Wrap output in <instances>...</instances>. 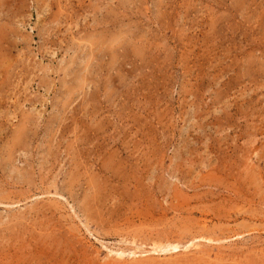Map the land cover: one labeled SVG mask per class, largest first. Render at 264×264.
<instances>
[{"label":"rangeland","instance_id":"obj_1","mask_svg":"<svg viewBox=\"0 0 264 264\" xmlns=\"http://www.w3.org/2000/svg\"><path fill=\"white\" fill-rule=\"evenodd\" d=\"M0 264H264V0H0Z\"/></svg>","mask_w":264,"mask_h":264},{"label":"bare ground","instance_id":"obj_2","mask_svg":"<svg viewBox=\"0 0 264 264\" xmlns=\"http://www.w3.org/2000/svg\"><path fill=\"white\" fill-rule=\"evenodd\" d=\"M40 3V2H39ZM258 151V150H257ZM212 166V165H211ZM195 195V194H194ZM136 202V201H135ZM230 205V204H229ZM184 208V207H183ZM188 208V207H187ZM174 209V208H173ZM154 210V209H153ZM178 210V209H177ZM184 210V209H183ZM182 211V210H181ZM240 211V210H239ZM173 213V212H172ZM178 213V212H177ZM181 213V212H180ZM200 222H198V230H196L193 226L190 227V229L192 230V234L190 237H186V239H184L183 237H172L169 238L167 237H161V236H157L156 240H152L151 244L149 247H151L150 252L151 253H155V254H169L171 255V253H175L177 251L180 250V248H182L183 250H188L190 248H197L200 245L196 244L194 241L198 240V241H205L207 243H214V242H220L221 237H223L224 235H219L216 233V231H213L214 229H208V222L210 219H212V215H209V211H202L200 212ZM229 213V212H228ZM239 213V212H238ZM136 214V213H135ZM219 214V213H218ZM231 214V213H230ZM144 215V214H143ZM189 215H193V213H189ZM237 216H239L237 214ZM151 217V216H149ZM159 217V216H158ZM215 217V216H213ZM152 218V217H151ZM157 219V218H156ZM159 221V220H158ZM162 221V220H161ZM154 222V221H153ZM190 222V221H189ZM141 223V222H140ZM152 223V222H151ZM155 223V222H154ZM193 223V222H192ZM143 224V223H142ZM190 231V230H189ZM183 232V231H182ZM220 232V231H219ZM223 233V232H221ZM180 235V234H179ZM240 233L234 232L232 233V237H239ZM227 238V236H225ZM224 238V237H223ZM184 239V241H183ZM231 239V238H230ZM185 243V245L183 246V244ZM187 244V245H186ZM131 250V249H130ZM141 252V251H140ZM148 252V251H147ZM191 252V251H190ZM194 252V251H193ZM110 254H114L116 257L122 259V257H126V254L131 256V257H135L137 255L136 251H131L129 253H126L124 251H109ZM144 253V252H143ZM149 253V252H148ZM128 256V257H129ZM132 260V259H131ZM218 263V262H217Z\"/></svg>","mask_w":264,"mask_h":264}]
</instances>
